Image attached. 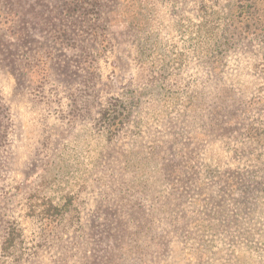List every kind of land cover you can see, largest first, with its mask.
Segmentation results:
<instances>
[{
    "label": "rangeland",
    "instance_id": "rangeland-1",
    "mask_svg": "<svg viewBox=\"0 0 264 264\" xmlns=\"http://www.w3.org/2000/svg\"><path fill=\"white\" fill-rule=\"evenodd\" d=\"M0 264H264V0H0Z\"/></svg>",
    "mask_w": 264,
    "mask_h": 264
}]
</instances>
